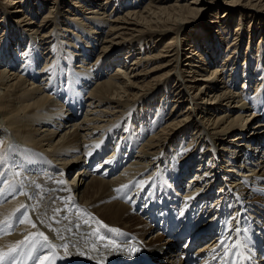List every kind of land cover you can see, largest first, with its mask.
Returning a JSON list of instances; mask_svg holds the SVG:
<instances>
[{
  "label": "bare ground",
  "instance_id": "obj_1",
  "mask_svg": "<svg viewBox=\"0 0 264 264\" xmlns=\"http://www.w3.org/2000/svg\"><path fill=\"white\" fill-rule=\"evenodd\" d=\"M73 1L71 17L53 15L57 10L50 6L38 26L33 18L21 15L16 41L10 36L16 34L8 30L7 38L0 39V221L24 204L36 224L33 228L31 223H18L22 213H17L10 234L0 233V248L7 250L30 233L44 232L58 247L53 251L37 245L31 256L25 248L18 264H37L35 257L45 254L54 261L66 257L71 264H159L162 253L171 258L163 264H186L184 253L191 242V249L204 242L195 252L199 264H225L228 258L221 241L227 245L242 242L232 254V264H241L248 248L259 257L254 248L264 246V49L258 61L254 63L248 52L246 63L239 66L233 54L239 55L242 46L233 44L232 51H225L230 67L233 63L242 67L243 88L247 89L243 95L232 90L238 84L236 67L230 79H224L222 63L208 69L218 63V47L209 53L197 38L182 63L180 25L200 24L203 10L210 8L206 0ZM107 4L115 10L107 13ZM227 4L248 16L264 14V0H227ZM122 7L128 8L124 14L119 13ZM217 19V24L225 20ZM74 25L80 27L78 32ZM103 29L105 36L98 41V31ZM171 32L176 33L153 54L147 41L155 42V36L160 41ZM21 38H26L22 45L18 43ZM137 44L140 48L135 50ZM123 51L128 53L122 58ZM95 52L96 57L81 65L88 53L91 57ZM129 55L136 56L127 63ZM160 58L161 65L148 69L152 60ZM42 59L45 62L38 71ZM70 61L84 69L77 72ZM115 63L118 66L107 77ZM159 70L163 72L154 76ZM95 77L99 78L89 89L87 83ZM38 80L41 84L33 82ZM255 82L263 87L258 84L251 94ZM163 89L166 98L162 101L169 104L172 98L174 103L168 112L151 104ZM186 98L190 103L178 111ZM83 106L86 110L81 115ZM218 111H222L219 116ZM255 115L263 119L256 121ZM66 120L70 122L63 127ZM177 142H181L178 147ZM137 148L117 176L126 154ZM175 154L181 156L179 168ZM255 157L258 161L250 167ZM74 166L76 176L67 181ZM17 171L19 176L14 175ZM78 208L121 229L122 234L101 228L92 235L96 223L90 220L85 225L88 216ZM244 209L249 211L244 219L247 230L261 229L258 234L247 232L246 241L238 237L237 228ZM177 224L181 227L176 239L160 231L146 237L157 225L165 229ZM190 226L193 232L187 238L183 229ZM211 232L214 235L205 241ZM100 235L106 239H99ZM108 240L140 250L129 253L106 248ZM180 240L187 247L180 248ZM62 244L68 245L67 252L59 247Z\"/></svg>",
  "mask_w": 264,
  "mask_h": 264
},
{
  "label": "rangeland",
  "instance_id": "obj_2",
  "mask_svg": "<svg viewBox=\"0 0 264 264\" xmlns=\"http://www.w3.org/2000/svg\"><path fill=\"white\" fill-rule=\"evenodd\" d=\"M72 1L73 0H58L57 4L56 3L52 4V2H54V0H0V39L1 38L3 39V37L7 38V35H9V34L6 31L8 30V31H11V33H13V34H16V37H13L10 34V36L13 38V40L16 41V39L20 38V37H18V36H20V32H19V30H17V28L21 27V25L18 23L21 20V19H19L21 17V15L23 17L26 16V17L33 18V20L35 22V25L38 26L42 22V19L45 17V15L49 13L50 6L55 7L54 9L57 10V12L55 14H53V15L59 14L61 16V19H64V17L65 18H68L69 16L71 17V14L69 13V9L71 8ZM137 1H139V0H137ZM170 1H175V0H170ZM206 1H207V4H208V6L210 8H208L207 10H203L204 12L201 15L202 17L200 16V18H199L200 24L198 22H195V23H193V22L191 23L190 22V24L189 23H184V24L180 25L179 36L183 37V39L181 41V60H183L182 63L184 64L185 55L188 54V52H190L192 50V47L196 44V42H198V39H199L200 47L202 49L207 50V52H209V53L214 51V50L216 52L217 51V47L219 48L218 49V52H219L218 53V60H217L218 63H215V64L211 65L208 69L212 70L217 65H220L222 63L221 64L222 65L221 69L224 70V72H225V76H224L225 78L224 79H226V78L230 79V75L234 74L233 73L234 72V67L237 68L239 65H242L243 63H246L245 60H246V57H247L246 55H247L248 52L251 53L254 56L253 57L254 58L253 59L254 63L256 61H258L257 59L259 58V52H260L261 49H264V14L261 13L262 15L260 17H259V13L258 14L256 13L254 16H248V14H246L245 11H243V10H241L239 8H234L232 6H229L227 4V0H206ZM208 1H209V3H208ZM13 2L14 3H18V4H15V5L11 4ZM73 2H77V1L75 0ZM79 2L81 3L82 1L79 0ZM101 2H104V0H101ZM144 2H146V0H144ZM179 2L186 3L187 0H179ZM97 3H100V1H98ZM139 3H140V6H144L145 5V4H142L141 2H139ZM39 8H41V9L39 10ZM17 9H21V11L23 10V12L22 13L21 12L16 13L15 10H17ZM127 9H128L127 7H122L121 10H119V13L120 14H124ZM114 10H115L114 5L110 4L108 6V4H107V13H109L110 11H114ZM226 14H229V15L227 17H225ZM80 16L82 17V15H80ZM218 17L220 19H221V17H223V19H225V20L223 22H220V23L217 24L215 21L218 20L217 19ZM47 20H50V18H48ZM196 24H199V25H197L195 27ZM74 26H75L74 27L75 30H77V32H78V29H76V28H80V27L77 26V25H74ZM49 30H51V28L47 29V31H49ZM175 33L176 32H171L165 38L161 37L162 40L164 39L163 41L160 40L162 42L157 40L158 38H160V37H157V36H155L153 38L154 41L156 40L155 42L150 43L152 41H147V43H149V45L151 44L150 46L153 47L152 50H154V51H152V53L153 54H157L160 51L159 49ZM104 36H105V31L103 29L101 31H98V36L96 37V39L98 41L102 40L104 38ZM25 39L21 38L20 40H18V43H20V45H22L21 41L24 42ZM27 40H29V38ZM63 40L65 41V39H63ZM204 40H205V43H203ZM7 41L8 40H6V42ZM27 44L28 43H25V46H27ZM233 44H237L238 46L241 45L242 47L239 50V55H236L235 52L233 54V57H235V56L238 57L235 60V61H237V65L238 66L237 65L234 66V63H233V65L230 67L229 65L231 63V60H228L229 57L226 58L224 56L226 55L227 52L232 51ZM3 45H5V44H2V46ZM15 48H16V46H15ZM139 48H140V45H138V44L135 45V50H137ZM249 48H251V49H249ZM97 51H98V49H97ZM225 51H227V52H225ZM40 52L43 53V49L42 48L40 49ZM127 53L128 52L123 51L122 52V56L121 55L120 56L123 58ZM92 55L93 56L90 57L89 53H88V57L89 58L87 60H85V62H81V65L85 66L87 63H89L92 60V58H94V56L96 55V52L93 53ZM109 55H111V52L109 53ZM135 56L136 55H129L126 58L127 63H130L134 59ZM63 60H68L69 61V59L67 57H65ZM44 62H45V59H42L39 62L38 71L40 70V67H42L44 65ZM55 62H56V60H55ZM163 62L164 61H162L161 58L160 59H156V60H152L147 65L148 69L152 68L153 65L154 66L161 65ZM78 64L79 63L75 64L74 62L70 61L71 67H72V65H75L76 71L77 72H81V70L84 69V68H77L76 66ZM225 65H227V66L224 67ZM117 66H118V63L113 64V66L109 69L108 73L105 74V75L107 77H109L114 72V68L117 67ZM252 69H257V68L255 66ZM261 69H263V68L261 67ZM236 70H237L236 77H237L238 84H237V86L232 87V90H236V91L239 90V91H241L240 93L245 95L247 89L243 88L244 85H245V81H243L244 79L242 77V73H244V72L242 70V67L241 68H237ZM162 72H163L162 70H159L158 72H155L153 75L154 76L160 75ZM23 76L25 77L26 75H23ZM98 78L99 77H95L90 82H88L87 83V85H88L87 87H89V89H91L92 86L95 85V82L98 80ZM26 79L29 80V77H26ZM259 79H260V77H259ZM174 80H175V78H173L169 82L168 87H170L172 85ZM232 80H233V77H232ZM33 82H35V84H41V83H39V80L38 81H33ZM259 83L258 82L257 83L256 82L253 83L251 89H249L251 94L254 92L256 86ZM261 87H263V84H259V88H261ZM164 93H165L164 89L160 90L155 96V101H151V104H153V107L155 109L157 107L158 108L160 107L159 108V109H161L160 111H164L165 110L166 112H168V111H170L172 109L174 103L172 102V98H171V102L169 104L166 103L165 101H162L163 99L166 98V97H163ZM169 101H170V99H169ZM189 103H190L189 102V98H186V102H184V104H182L181 106L179 105L178 111L184 110ZM164 106H167V107L164 108ZM82 108L83 109L79 112L81 115L86 110V109H84L85 108L84 106ZM248 108L250 110L252 109L251 106H249ZM216 114H217V116H219V115L222 114V111H218ZM233 114H235V111L231 113V115H233ZM255 116H256L255 119H257L256 121H258L259 119L260 120L263 119L262 115H255ZM69 122H70V120L64 121L63 122V127H65L66 124H68ZM193 131H195L194 127L191 129L190 133H192ZM249 136L251 137L252 135H249ZM257 140H259V139H257ZM188 141H189V139L186 138L185 142L187 143ZM99 143H98V145H99ZM179 144H181V142L180 143L177 142L175 144V146L178 147ZM177 147H174V148H177ZM219 147H220V145L218 144L216 149H218ZM138 149L139 148H137V149H135L133 151L131 150L129 152V154H126L127 158L124 157L125 161L122 162L120 164L121 166H119L116 169V173L117 174L116 173L115 174L117 176L120 175V173H122V171L124 170L123 166L127 165L128 162L131 161L132 158H130V157H133L136 154V152L138 151ZM110 150H111V148H108L106 154ZM181 150H182V148H181ZM256 161H258V157L253 158L251 163H249L250 164L249 166L253 167V164ZM97 164L98 163L95 162V164H93L92 166L95 167ZM74 167L75 168H72L73 170H71V173L67 176V178H66L67 181H69V179L72 178L73 176H76V171H77L78 168L76 166H74ZM86 169H88L87 166H86ZM91 175L93 176L92 173H91ZM189 176H187L186 178H188ZM240 177H242V176H240ZM235 178H237V177H234L233 179H235ZM88 180L86 181V183H88ZM183 181H184V183L186 182L185 180H183ZM239 182L240 183L242 182V185L245 186L243 184V179H241V181H239ZM85 187H86V185H85ZM77 199L79 200L78 197H77ZM6 200H8V199H6ZM205 221L203 220V221H201V223H203ZM145 222H146V220H145ZM151 235L156 236L157 235V230L155 229L154 232L152 231L151 234L147 235L146 237L149 238ZM213 235H214V233H210V235H209L210 238H207L205 241H209L212 238L211 236H213ZM202 243L204 244V242H202ZM202 243L201 242L197 243L194 246V249L196 250L199 246L202 245ZM175 251H176V249L174 248V252ZM160 255H161L160 258L157 260L159 264H163V263H167V261H171L170 256L167 257L163 253L160 254Z\"/></svg>",
  "mask_w": 264,
  "mask_h": 264
},
{
  "label": "snow or ice",
  "instance_id": "obj_3",
  "mask_svg": "<svg viewBox=\"0 0 264 264\" xmlns=\"http://www.w3.org/2000/svg\"><path fill=\"white\" fill-rule=\"evenodd\" d=\"M97 147H99V145H97ZM14 175L19 176L20 172L17 171L14 173ZM37 187H40V185H37ZM121 187L124 188L128 186L122 185ZM117 191H119V189ZM261 191H264V190H261ZM27 207L28 206L21 204L19 208H17L13 213L9 214V217H6L5 220L0 221V233L10 234L8 229L14 226L11 221L16 218L17 213H22V215L17 221L18 223L20 224H24L26 222L31 223L32 227L35 228L36 224L35 222L31 221L30 216L28 215V212H27ZM60 211L61 209H55V212L57 213ZM79 211H83L84 215L88 216V219H84L83 221L85 225H89L90 220L96 223L97 227L93 229L92 235H97L101 228L108 229L109 232L116 233L117 235L122 234L121 229L110 227L109 225L105 224L104 221L99 220L94 215L88 213L87 210H81L78 208V212ZM52 219H55V217H53ZM41 223H43V221H41ZM49 227H52V226L49 225ZM76 227L79 228L80 224H77ZM53 231H56V229H53ZM60 239L63 240L64 237L61 235ZM99 239L104 240L106 239V237L100 235ZM241 243L234 242L232 245H227L225 241H221L220 246L225 248L224 256L226 258L231 257L234 250L239 249L241 247ZM37 245H39L42 248H49L53 251L58 247L56 244L52 243L51 240H49L48 235H46L44 232H33L25 236L23 240L17 241L15 244L9 246L7 250L0 248V264H18L17 258L20 254L23 253L24 249L28 248L30 250L28 255L31 256V251L35 250ZM59 247L63 248L65 252H67L68 250L67 244H62ZM104 247L112 248L113 250L127 251L129 253H133V252L140 250L139 247L129 246L126 243L122 245V244L117 243L115 240H108V243H106ZM93 249L95 250V245H93ZM55 255L58 256L59 253H55ZM250 258L251 257H249V259ZM35 259H36L37 264H55L54 259L50 260L48 254L37 256L35 257ZM99 264H103V261H100Z\"/></svg>",
  "mask_w": 264,
  "mask_h": 264
}]
</instances>
